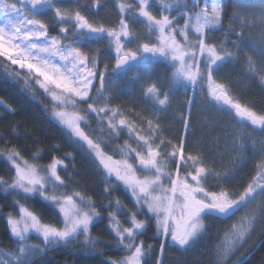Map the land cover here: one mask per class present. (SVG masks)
I'll return each instance as SVG.
<instances>
[{
  "label": "snow or ice",
  "instance_id": "snow-or-ice-1",
  "mask_svg": "<svg viewBox=\"0 0 264 264\" xmlns=\"http://www.w3.org/2000/svg\"><path fill=\"white\" fill-rule=\"evenodd\" d=\"M0 68L72 148L0 132V264H250L264 249V0H0Z\"/></svg>",
  "mask_w": 264,
  "mask_h": 264
},
{
  "label": "trees",
  "instance_id": "trees-1",
  "mask_svg": "<svg viewBox=\"0 0 264 264\" xmlns=\"http://www.w3.org/2000/svg\"><path fill=\"white\" fill-rule=\"evenodd\" d=\"M101 15H104V12H102ZM232 79L239 80L240 78L237 76H233ZM21 87L23 86L21 85ZM237 87L245 90L248 93V98L258 99L261 96L260 88L256 86L249 87L248 81L241 80ZM0 98H2L6 103L10 104L13 108L16 109V115H7L6 120L0 121V132H3L4 135H7L8 131L11 130L10 122L15 121L16 124L21 126L19 131L22 138L24 136V132L29 133L33 139H37L41 142V145L45 150L50 149L55 144H60L63 151L53 153L54 155L63 156L64 153L72 151V148H70L66 143L62 141L60 134L55 129L50 127L45 114L42 111V107H44V105L36 102L40 100V96L36 95L33 99L30 97V95H22L16 87L6 82V78L3 75L2 68H0ZM122 99L126 100V98ZM0 112H3V109H0ZM28 143L31 147V141H28ZM25 158H28L27 154H25ZM114 158L119 159V157ZM48 160L49 158L46 156L44 161H42L41 163H47ZM76 166L83 175L86 171L87 166L83 164L79 157L76 160ZM245 171H247V169H245ZM87 180L88 177L85 176L81 183L87 184ZM114 195L119 194L117 193ZM30 203H32V206L37 211L44 213L45 219L48 218L47 213L39 203H36L34 201ZM3 229V222L0 221V234L3 233ZM259 238L260 232L257 231V233L253 236L252 241L249 242V247L255 244ZM31 242L36 243L37 241L31 240ZM262 254H264V249H261L256 253L255 256L251 258L250 264H252V261H255L256 264H259L258 258ZM47 259L50 261V264H82V261L74 256H69L67 252L49 253Z\"/></svg>",
  "mask_w": 264,
  "mask_h": 264
},
{
  "label": "rangeland",
  "instance_id": "rangeland-1",
  "mask_svg": "<svg viewBox=\"0 0 264 264\" xmlns=\"http://www.w3.org/2000/svg\"><path fill=\"white\" fill-rule=\"evenodd\" d=\"M29 243H32L31 241H29Z\"/></svg>",
  "mask_w": 264,
  "mask_h": 264
}]
</instances>
